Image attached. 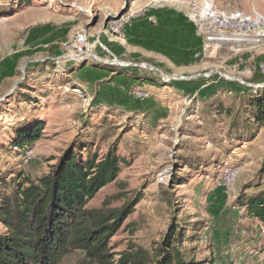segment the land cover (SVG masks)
<instances>
[{
    "label": "rangeland",
    "instance_id": "obj_1",
    "mask_svg": "<svg viewBox=\"0 0 264 264\" xmlns=\"http://www.w3.org/2000/svg\"><path fill=\"white\" fill-rule=\"evenodd\" d=\"M188 1L251 6L0 0V194L19 174L47 175L71 146L97 160L115 150L126 163L86 205L125 211L109 240L115 259L141 248L157 264L174 227L172 244L194 264H264V226L239 205L264 196V123L241 124L259 110L264 63L243 47L196 53ZM33 125L38 138L19 150L16 132Z\"/></svg>",
    "mask_w": 264,
    "mask_h": 264
},
{
    "label": "trees",
    "instance_id": "obj_2",
    "mask_svg": "<svg viewBox=\"0 0 264 264\" xmlns=\"http://www.w3.org/2000/svg\"><path fill=\"white\" fill-rule=\"evenodd\" d=\"M198 41L196 53L200 51ZM256 60L264 63L262 56ZM258 107V112L241 121L242 125L252 117L254 123H264V96ZM233 120L238 124L237 117ZM38 134L37 125L22 128L16 132L14 144L23 150L35 142ZM81 147L82 152L79 146L69 147L52 170L37 180L19 174L3 185L0 224L5 231L0 234V264H63L72 254H76L73 264H148L151 260L141 248L114 258L109 240L120 225L123 209L86 208L101 187L116 179L119 163H126V159L108 150L97 160L95 155L90 156L88 145ZM82 154L84 158L80 160ZM239 205L264 226V196L248 198ZM175 228L181 237L184 230L178 225ZM173 230L174 227L159 245L161 258H156V263L194 264L184 258L178 245L172 244Z\"/></svg>",
    "mask_w": 264,
    "mask_h": 264
},
{
    "label": "built area",
    "instance_id": "obj_3",
    "mask_svg": "<svg viewBox=\"0 0 264 264\" xmlns=\"http://www.w3.org/2000/svg\"><path fill=\"white\" fill-rule=\"evenodd\" d=\"M184 9L201 38V50L206 57L234 47H245L254 53L264 45V15L219 11L207 2L196 1H188ZM137 65L144 67L142 64Z\"/></svg>",
    "mask_w": 264,
    "mask_h": 264
},
{
    "label": "crops",
    "instance_id": "obj_4",
    "mask_svg": "<svg viewBox=\"0 0 264 264\" xmlns=\"http://www.w3.org/2000/svg\"><path fill=\"white\" fill-rule=\"evenodd\" d=\"M250 2H251V6L248 10L245 11V13H257V14L264 15V11L261 10V4L264 3V0H250ZM244 49L246 48L244 47ZM248 50L250 51V49ZM250 52H252V50ZM257 54H259L258 57L259 56L264 57V45L261 46Z\"/></svg>",
    "mask_w": 264,
    "mask_h": 264
},
{
    "label": "water",
    "instance_id": "obj_5",
    "mask_svg": "<svg viewBox=\"0 0 264 264\" xmlns=\"http://www.w3.org/2000/svg\"><path fill=\"white\" fill-rule=\"evenodd\" d=\"M150 70H156V71H158L159 73H161L157 68H154V67H151V68H149ZM162 74V73H161ZM162 76H163V79L165 80V81H168V80H170L171 78H173L172 76L171 77H168V78H165V75L164 74H162ZM177 78H186V77H179V76H177ZM239 80V79H238ZM241 83H243L241 80H239Z\"/></svg>",
    "mask_w": 264,
    "mask_h": 264
},
{
    "label": "bare ground",
    "instance_id": "obj_6",
    "mask_svg": "<svg viewBox=\"0 0 264 264\" xmlns=\"http://www.w3.org/2000/svg\"><path fill=\"white\" fill-rule=\"evenodd\" d=\"M165 78H168V77L165 76Z\"/></svg>",
    "mask_w": 264,
    "mask_h": 264
}]
</instances>
